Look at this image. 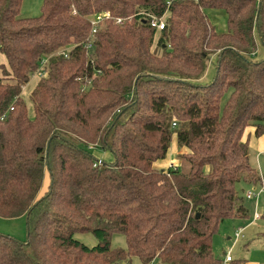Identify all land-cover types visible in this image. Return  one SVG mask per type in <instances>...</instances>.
I'll return each mask as SVG.
<instances>
[{"label": "trees", "instance_id": "obj_1", "mask_svg": "<svg viewBox=\"0 0 264 264\" xmlns=\"http://www.w3.org/2000/svg\"><path fill=\"white\" fill-rule=\"evenodd\" d=\"M20 5L0 0V217L24 215L26 236L0 233V264H221L218 223L247 219L238 184L260 181L247 136L264 137V0ZM206 9L224 11V32ZM40 66L30 116L20 92ZM172 135L177 169L157 168Z\"/></svg>", "mask_w": 264, "mask_h": 264}, {"label": "rangeland", "instance_id": "obj_2", "mask_svg": "<svg viewBox=\"0 0 264 264\" xmlns=\"http://www.w3.org/2000/svg\"><path fill=\"white\" fill-rule=\"evenodd\" d=\"M40 4H41V0H21L20 11H19L20 16L22 17L37 16L40 11ZM207 13L210 12L207 11ZM157 34L158 33H155L154 39H157L155 38ZM36 74H38V72H36L35 75ZM36 77H38V75ZM33 82L34 79L29 80V83H27V85L25 86V90H24L25 94L24 95L22 94L23 96L22 99L25 102V105L27 107V112L30 116L32 114V110H31V103L28 99V95H29V91L31 90V86ZM94 151L98 156H102V157L105 156V154H102V152L96 149ZM258 151L259 149L252 146H248L249 163L257 170V173L260 175L261 183L264 188V153L263 154L260 153L259 155ZM47 180H48L47 175H45L38 195H41L46 189ZM258 184L255 187V189H258L259 187ZM238 187L242 189L241 193L243 196L244 207L247 210V219L243 220L238 218L235 219L228 218L220 221L218 223L216 232L213 234L211 238L212 253L214 256L222 258L223 255L227 251H229L230 257L233 261L232 263L236 262L237 260L239 261L240 258H244L245 260H249V261L257 260L259 264H264V238L262 237V232L264 230V220L261 219L260 221H256L254 223V226L249 225L254 210L258 214L264 212V194L263 193L260 194V196L255 202V200L245 199L244 197L245 192L251 190V186H248L245 183H239ZM239 226H243L242 232L244 231L243 232L244 237L237 240L234 243V245L229 246V243L231 242L227 238H232L234 230ZM253 227L254 228L257 227V230L259 232L257 234L258 236H260V238H256L257 236L254 237L252 236L251 233L253 232L252 231ZM0 233L11 236L19 241H23L26 236L24 215L16 216L13 218L0 217ZM249 234L250 237L247 236ZM74 238L89 247L95 245L96 243L95 237L90 232L76 233L74 234ZM109 244L111 247L124 249L125 248L124 237L122 235H112ZM128 264H143V263H141L140 260L135 256H131L128 259Z\"/></svg>", "mask_w": 264, "mask_h": 264}, {"label": "crops", "instance_id": "obj_3", "mask_svg": "<svg viewBox=\"0 0 264 264\" xmlns=\"http://www.w3.org/2000/svg\"><path fill=\"white\" fill-rule=\"evenodd\" d=\"M41 2H42V0H41ZM207 11L210 12V13H207ZM205 12H206V15H207L209 21L211 22V24L213 25V27H214V29H215V31L217 33H221V32H224L226 30V25H225V16L226 15H225V13H224L223 10L221 11L220 9H206ZM261 50H262L261 48H258L257 49V52H258L259 55L262 52ZM5 64H6L5 57H4L3 54L0 53V65H5ZM209 71H210V67H207L206 71L204 72V74L200 78V81L204 82V81H207L209 79V78H207L208 75H209ZM36 76L37 75L33 74L30 77V79H34V82H33L32 86H31V89L33 88V86L35 85V83L38 80V77H36ZM27 83H29V81ZM27 83L24 86H22V88H21V92H20V96L21 97H23L22 94L23 95L25 94L24 93V90H25V86L27 85ZM248 130H251V129L248 128ZM247 141H248V146H252V147H255V148L259 149V151H258V154L259 155H260V153H262V154L264 153V137L263 136L262 137L255 138V137L251 136V134H248ZM181 152H182L181 148L178 147L177 144H176L175 136L172 135L171 138H170V144H169V148H168V152H167L166 159L164 161H162V162H157L155 164V167H157V168L164 167V166L167 165V163L169 161L174 162V163H177L178 160L180 159ZM246 185H248V184H246ZM250 186H252V185H250ZM260 220H261L260 216L258 218H253V214H252V217H251V220L249 222V225L254 226V223L256 221H260ZM252 231L253 232L251 234H252L253 237L254 236H257L256 238H260V236H258V234H257V233H259L258 230H257V227L256 228L253 227V230ZM243 232L241 231V236L237 240H239L240 238H243L244 237ZM247 236L250 237V234L247 235ZM227 239H229V241L231 242V243H229V246L234 245V244H232V238H227ZM240 259L242 261L238 262V264H259V262L257 260H251V261H249V260H245L244 258H240ZM232 262L233 261L231 259V261H229L226 264H232Z\"/></svg>", "mask_w": 264, "mask_h": 264}, {"label": "built area", "instance_id": "obj_4", "mask_svg": "<svg viewBox=\"0 0 264 264\" xmlns=\"http://www.w3.org/2000/svg\"><path fill=\"white\" fill-rule=\"evenodd\" d=\"M166 14L160 16V17H153L151 16L149 18V25L151 27H153V29L155 30L156 33H158L164 26V17H165ZM106 18H109V14L107 12H104V13H99V14H96L95 16L91 17L90 18V31L93 33L97 24L102 21L103 19H106ZM114 22L116 24H121L122 23V19L120 18H115L114 19ZM87 47L89 48L90 45H87ZM60 54L65 57L67 55V51H62L60 52ZM42 62H41V66H42ZM41 66H40V69L38 70V77L41 76V74L43 73V70H41ZM172 125H174V123H172ZM100 164V160L98 159L96 162H94L93 165H98ZM167 168L168 169H171V170H176L177 169V163H174V162H169L167 164ZM260 183L258 184V189H255V186H251V190L245 192L244 194V197L245 199H252V200H256L258 199V197L260 196V194H264V188H263V185L261 183V177H260ZM259 217V214L257 212H255V210L253 211V218H258ZM241 231H242V227H237L234 232H233V235H232V244H234L237 239L241 236ZM229 261H231V257H230V254H229V251H227L224 255H223V259L221 261V264H226L228 263ZM150 264H153V263H150Z\"/></svg>", "mask_w": 264, "mask_h": 264}]
</instances>
